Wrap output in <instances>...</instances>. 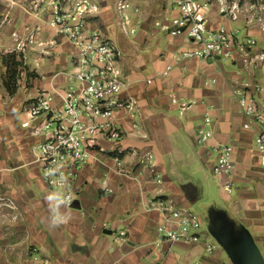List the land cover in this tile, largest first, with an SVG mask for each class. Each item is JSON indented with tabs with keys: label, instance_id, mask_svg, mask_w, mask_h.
<instances>
[{
	"label": "crops",
	"instance_id": "1",
	"mask_svg": "<svg viewBox=\"0 0 264 264\" xmlns=\"http://www.w3.org/2000/svg\"><path fill=\"white\" fill-rule=\"evenodd\" d=\"M8 1L0 0V18L4 8L13 7L0 29L3 43L10 32H28L25 36L34 42L25 41L22 56L29 72L20 73L13 96L0 74V264H226L224 255L232 264L220 239L233 228L245 231L264 259V168L256 147L264 126L251 122L233 96L238 88L264 86L260 23L233 21L219 6L209 5L211 28L225 26L257 41L247 62L239 54L231 60H187L160 76L174 64V55L198 48L184 35H171L179 18L175 0H127V34L118 0H95L100 12L90 20L92 27L121 53L128 86L118 100H132L137 109L133 116L127 109L113 112L110 122L121 138L98 137L90 161L77 170L76 199L66 209L71 221L51 229L45 196L55 191L47 188L35 160L36 148L47 138L42 132L46 116L32 119L28 109L43 92L68 84L75 52L49 26L56 12L52 0ZM0 71L6 73L2 65ZM171 96L196 105L181 115ZM259 97L264 102V92ZM207 115L210 124L205 126ZM204 126L211 138L200 145L197 133ZM225 145L232 149L235 166L230 195L213 174L217 148ZM147 153L154 156V174L140 164ZM103 182L113 194L102 191ZM158 200L194 214L195 207H203L204 221L196 214L201 242L160 238L156 231L165 221L152 206ZM121 232L126 234L122 239ZM207 245L221 250L216 247L210 254Z\"/></svg>",
	"mask_w": 264,
	"mask_h": 264
},
{
	"label": "built area",
	"instance_id": "2",
	"mask_svg": "<svg viewBox=\"0 0 264 264\" xmlns=\"http://www.w3.org/2000/svg\"><path fill=\"white\" fill-rule=\"evenodd\" d=\"M56 9L49 22L56 35L64 37L74 48L72 59L73 72L67 74L68 84L64 88L53 87L35 98L30 105V117L46 116L42 132L47 137L35 150V160L42 168V178L47 188L60 190L61 176L67 177L65 192H70L72 206L77 192V170L85 166L92 152L98 146V137L109 140H119L121 135L110 122L112 114L117 109H127L131 116L136 114V103L132 100L126 104L120 103L118 96L125 91L128 84L120 66L121 53L115 45L107 41L102 34L92 27L90 20L99 15L100 7L95 0H52ZM179 18L176 28L171 32L173 37L184 35L188 40L198 45L192 51L181 52L173 56L174 64L166 67V76L177 65L187 60L233 59L239 54L244 62L250 56V51L256 47L257 41L252 37H241L239 30L225 26L211 28L207 17L209 3L206 0H175ZM130 5L127 0H118L117 10L121 18L124 33L131 24L128 14ZM264 11V7H258ZM237 21L238 14L220 11ZM255 19L246 18V25H253ZM264 24L263 20L259 21ZM264 30V25L261 26ZM131 34L134 31H130ZM264 62V53L258 56ZM264 86L257 84L253 89L238 88L233 96L238 101L242 113L251 122L264 126V102L260 94ZM171 104L181 115L188 112L195 102H185L171 96ZM210 124V118H205V126ZM205 126L198 130L197 142L206 144L211 133ZM133 127H136L135 125ZM257 152L264 168V130L257 134ZM218 157L213 167L215 179L220 183L224 193L233 192L232 174L235 166L232 159V149L225 145L217 148ZM116 155H121L120 148L115 149ZM151 173H156V164L152 154H144L140 160ZM155 182L161 184L159 176ZM102 191L113 194V190L103 182ZM160 211L165 223L157 228V235L172 243H200L202 223L191 211L176 208L167 200H158L152 204ZM125 232L119 238L125 237ZM215 246L207 245V252L212 254Z\"/></svg>",
	"mask_w": 264,
	"mask_h": 264
},
{
	"label": "rangeland",
	"instance_id": "3",
	"mask_svg": "<svg viewBox=\"0 0 264 264\" xmlns=\"http://www.w3.org/2000/svg\"><path fill=\"white\" fill-rule=\"evenodd\" d=\"M206 1L209 3L210 6H213V7H216V5L217 7L219 6V11L224 10L225 12H230L233 9L234 12L238 14L239 19L246 20V18H251V19H255L256 21H259V19H261L264 22V11H261L258 9V7H262V6L264 7V0H206ZM3 2L5 5H7L9 1L3 0ZM12 10H13V7L4 8L3 13L1 14H5V16L3 18H0V29H2L5 25H7L9 18H11L12 16V13H13ZM262 25L263 24L260 22V26ZM1 33L2 31L0 30V67L2 65L6 69V67L4 66L2 62V58L4 56L6 57L10 56L11 54L14 53L18 57L17 60L20 61L21 58L19 57V55L23 54V50L27 46L25 44L26 43L25 41H27L28 44L29 43L32 44L34 41H33V38H29V37L27 38V36H25V34L28 32H25V33L24 32H10L9 36L7 37V39L4 40V43H3L2 37H4V34H1ZM13 44L15 45V47ZM13 48H15L14 52L11 51L13 50ZM1 70L3 69L1 68ZM18 71L19 72L25 71L26 73L29 72V69H27V66L24 63V60H23V66L19 67ZM0 74L2 75V78H3L2 81L6 82L7 81V69H6L5 74L4 73L2 74L1 71H0ZM16 86H17L16 87V93H17L19 89L18 88L19 85L17 84ZM203 209H204L203 207L201 208L195 207L193 211L196 214H198L199 217H201L202 220L204 221L205 216H204ZM218 249L221 250L219 247ZM224 260L226 264H229L228 258L226 255H224Z\"/></svg>",
	"mask_w": 264,
	"mask_h": 264
},
{
	"label": "water",
	"instance_id": "4",
	"mask_svg": "<svg viewBox=\"0 0 264 264\" xmlns=\"http://www.w3.org/2000/svg\"><path fill=\"white\" fill-rule=\"evenodd\" d=\"M220 59V58H217ZM232 264H264V259L245 231L234 228L220 239Z\"/></svg>",
	"mask_w": 264,
	"mask_h": 264
},
{
	"label": "clouds",
	"instance_id": "5",
	"mask_svg": "<svg viewBox=\"0 0 264 264\" xmlns=\"http://www.w3.org/2000/svg\"><path fill=\"white\" fill-rule=\"evenodd\" d=\"M59 185L60 190L51 192L45 196L49 210L47 225L51 229L67 225L72 219L71 213L66 210L72 200L71 193L65 192L67 177L61 176Z\"/></svg>",
	"mask_w": 264,
	"mask_h": 264
},
{
	"label": "trees",
	"instance_id": "6",
	"mask_svg": "<svg viewBox=\"0 0 264 264\" xmlns=\"http://www.w3.org/2000/svg\"><path fill=\"white\" fill-rule=\"evenodd\" d=\"M19 57L21 58L20 61L17 60L18 57L13 53L10 56L2 58V62L7 69V81L4 82V86L10 96L16 93V83L21 73L18 71V68L23 66V56L19 55Z\"/></svg>",
	"mask_w": 264,
	"mask_h": 264
}]
</instances>
